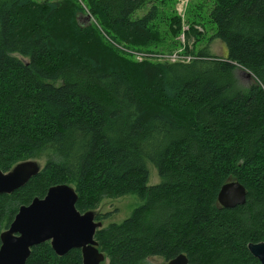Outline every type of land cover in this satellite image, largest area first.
Segmentation results:
<instances>
[{"label": "trees", "instance_id": "trees-1", "mask_svg": "<svg viewBox=\"0 0 264 264\" xmlns=\"http://www.w3.org/2000/svg\"><path fill=\"white\" fill-rule=\"evenodd\" d=\"M170 1L0 0V170L45 157L0 195V233L19 206L66 184L81 213L104 197L143 201L96 230L101 264L179 254L188 264H260L247 244L264 242V0L198 1L184 31L172 8L161 34L159 5ZM199 25L224 56L203 47L180 52L194 54L188 61L149 57L166 34L203 40ZM232 179L246 200L221 207ZM26 264H82V255L44 242Z\"/></svg>", "mask_w": 264, "mask_h": 264}, {"label": "water", "instance_id": "water-1", "mask_svg": "<svg viewBox=\"0 0 264 264\" xmlns=\"http://www.w3.org/2000/svg\"><path fill=\"white\" fill-rule=\"evenodd\" d=\"M239 73L250 79L251 73L240 69ZM40 171L35 160L15 164L7 172L0 170V195L10 194L24 186ZM75 189L66 184L48 188L43 198H34L28 205L19 207L8 227L0 233V264H26L30 248L49 241L53 251L65 255L72 249H80L82 264H101L105 259L94 239L101 221L95 220L96 212L81 213L75 204ZM246 200V190L236 180L223 184L217 195L221 207L233 208ZM248 251L264 264V242L247 244ZM165 264H188L183 254Z\"/></svg>", "mask_w": 264, "mask_h": 264}, {"label": "rangeland", "instance_id": "rangeland-1", "mask_svg": "<svg viewBox=\"0 0 264 264\" xmlns=\"http://www.w3.org/2000/svg\"><path fill=\"white\" fill-rule=\"evenodd\" d=\"M40 1V0H37ZM198 1L203 0H171L170 2H165L163 4L159 5V10H160V17L159 19L160 24H159V31L161 34H165L167 30V26L164 23V18L169 14V12L173 10L176 12V14L181 18L182 20V31L187 30V23H186V18L189 16L192 11H193V4H195ZM201 3V5H202ZM210 8V5L207 7L206 3L205 6L203 7V10L200 12L203 16L206 15ZM141 12H138L137 15H141ZM79 23L82 24V18H79ZM196 28L201 31L202 26H196ZM210 28V27H209ZM209 31V32H208ZM206 30L203 28V33L202 35L204 36L203 40L197 41L195 43V40L191 39L190 41H184V35L183 34H166V38L163 41H160L157 46H150L148 49V53L151 55L149 56L150 58H158L161 60H166L168 59L171 62H174L175 60L181 59L188 61L194 54H186V56H180L181 53H186V49H190L192 52L195 53L200 48L207 47L209 49L211 55L216 56V57H222L226 54V49L224 45L218 41V40H212L208 41V37L211 33L210 30ZM146 52V51H145ZM165 53L163 56L158 55H152V54H159V53ZM138 57H140L138 55ZM137 57V59H139ZM240 69V68H239ZM38 162L40 169L43 167L44 162H45V157H41L39 159H33ZM148 171H149V184H155L159 181L158 176L156 175L155 168L148 163ZM143 204V201L138 198L137 195L135 194H126L117 198H108L104 197L100 200L98 203L97 207L93 210L97 213V216H101L102 219H99V221L102 222V226H107L110 223H120L129 215L131 212L135 209L138 208ZM107 215L105 217L104 215ZM149 261L154 262V263H163V260L159 258H149ZM166 263V262H165ZM164 263V264H165Z\"/></svg>", "mask_w": 264, "mask_h": 264}, {"label": "flooded vegetation", "instance_id": "flooded-vegetation-1", "mask_svg": "<svg viewBox=\"0 0 264 264\" xmlns=\"http://www.w3.org/2000/svg\"><path fill=\"white\" fill-rule=\"evenodd\" d=\"M10 169H11V168H10ZM10 169H9V170H10ZM6 172H7V171H6ZM43 197H44V196H43ZM43 197H34V198H43ZM34 198H33V199H34ZM33 199H32V200H33ZM32 200H31V201H32ZM31 201H30V202H31ZM30 202H29V203H30ZM29 203H28V204H29ZM28 204H24V205H28ZM21 206H22V205H21ZM19 207H20V206H19ZM18 209H19V208H18ZM17 211H18V210H17ZM16 213H17V212H16ZM16 213H15V214H16ZM14 216H15V215H14ZM13 218H14V217H13ZM12 220H13V219H12ZM95 220H96V221H99V220H98V217H97V213L95 214ZM9 224H10V223H9ZM7 227H8V226H7ZM7 227H6V228H7ZM102 227H103V226H102ZM102 227H101V228H102ZM6 228H5V229H6ZM5 229H4V230H5ZM99 229H100V228H99ZM1 232H2V231H1ZM45 242H49V241H45ZM43 243H44V242H43ZM49 243H50V242H49ZM40 244H42V243H40ZM34 246H35V245H34ZM50 246H51V245H50ZM32 247H33V246H32ZM51 248H52V247H51ZM30 249H31V248H30Z\"/></svg>", "mask_w": 264, "mask_h": 264}]
</instances>
